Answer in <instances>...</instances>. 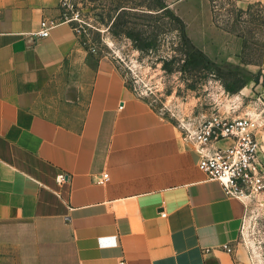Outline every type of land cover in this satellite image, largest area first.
I'll list each match as a JSON object with an SVG mask.
<instances>
[{
  "label": "crops",
  "instance_id": "1",
  "mask_svg": "<svg viewBox=\"0 0 264 264\" xmlns=\"http://www.w3.org/2000/svg\"><path fill=\"white\" fill-rule=\"evenodd\" d=\"M164 1L197 50L256 76L242 114L264 119V61L243 62L244 40L210 0ZM44 19L60 23L38 39ZM257 139L264 163V127ZM198 160L177 122L84 46L62 0H0V264H250L239 244L248 198Z\"/></svg>",
  "mask_w": 264,
  "mask_h": 264
},
{
  "label": "rangeland",
  "instance_id": "2",
  "mask_svg": "<svg viewBox=\"0 0 264 264\" xmlns=\"http://www.w3.org/2000/svg\"><path fill=\"white\" fill-rule=\"evenodd\" d=\"M210 1L216 23L244 40L245 57L251 62L245 64H262L264 0L244 8L240 0ZM158 2L62 0V18L78 30L88 50L114 59L136 94L178 125L183 118L200 120L212 114L219 104L229 108L228 101L256 76L245 67L200 59L174 14L150 8ZM250 101L245 100L244 107L251 106ZM246 201L239 244L250 264H264V191Z\"/></svg>",
  "mask_w": 264,
  "mask_h": 264
},
{
  "label": "built area",
  "instance_id": "3",
  "mask_svg": "<svg viewBox=\"0 0 264 264\" xmlns=\"http://www.w3.org/2000/svg\"><path fill=\"white\" fill-rule=\"evenodd\" d=\"M59 23L44 19L41 30L36 34L37 38L49 37ZM228 103L229 108L219 104L212 114L200 120L183 118L178 126L184 141L199 155V169L210 180L219 181L229 196L249 198V195L264 191V169L259 158L261 147L257 139L258 131L264 127V119L262 114H242L245 104L241 94ZM224 142H229V145L225 148L216 147ZM68 179L67 174L61 173L57 182L62 185ZM109 181L110 175L106 173L98 183L105 185ZM162 216L166 217L167 214L163 213ZM226 249L232 252L230 247ZM120 264L126 262L121 261Z\"/></svg>",
  "mask_w": 264,
  "mask_h": 264
},
{
  "label": "trees",
  "instance_id": "4",
  "mask_svg": "<svg viewBox=\"0 0 264 264\" xmlns=\"http://www.w3.org/2000/svg\"><path fill=\"white\" fill-rule=\"evenodd\" d=\"M151 9L153 10H168V7L167 5L165 4V1L164 0H159L158 4L156 6H154L153 8L150 7ZM175 19L180 23V25L182 26V33H183V37L185 38L186 41H189L187 35H186V31H185V25H184V22L176 17L174 15ZM190 42V41H189ZM194 47V46H193ZM194 49L197 51L198 53V56L200 57V59H203L204 61H206L207 63H210V64H215L214 61H212L210 58H208L204 53H202L201 51L197 50L195 47ZM246 49H247V46L246 44H244V50H243V55H242V59H243V62L246 63V64H251L250 61H248L245 57V53H246ZM194 60L198 61L197 58H194ZM199 63V62H198ZM245 85V84H244Z\"/></svg>",
  "mask_w": 264,
  "mask_h": 264
}]
</instances>
